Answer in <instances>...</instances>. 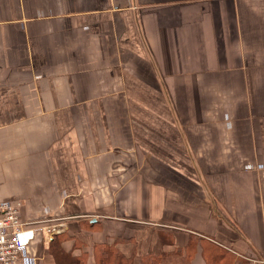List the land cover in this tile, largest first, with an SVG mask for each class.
I'll use <instances>...</instances> for the list:
<instances>
[{"label":"crops","instance_id":"1","mask_svg":"<svg viewBox=\"0 0 264 264\" xmlns=\"http://www.w3.org/2000/svg\"><path fill=\"white\" fill-rule=\"evenodd\" d=\"M13 199L65 222L38 264L264 253V0H0Z\"/></svg>","mask_w":264,"mask_h":264},{"label":"built area","instance_id":"2","mask_svg":"<svg viewBox=\"0 0 264 264\" xmlns=\"http://www.w3.org/2000/svg\"><path fill=\"white\" fill-rule=\"evenodd\" d=\"M23 206L19 199L0 201V264H38L36 243L47 245L65 226L60 218H24ZM246 260L264 264V253Z\"/></svg>","mask_w":264,"mask_h":264},{"label":"trees","instance_id":"3","mask_svg":"<svg viewBox=\"0 0 264 264\" xmlns=\"http://www.w3.org/2000/svg\"><path fill=\"white\" fill-rule=\"evenodd\" d=\"M54 239H55V237L52 238V240H54ZM99 245L100 246L102 245V249L104 248L107 252L110 250L109 245L105 244L104 242H101ZM142 263L143 264H160L158 257L156 259H153L151 257H144L143 260H142Z\"/></svg>","mask_w":264,"mask_h":264},{"label":"rangeland","instance_id":"4","mask_svg":"<svg viewBox=\"0 0 264 264\" xmlns=\"http://www.w3.org/2000/svg\"><path fill=\"white\" fill-rule=\"evenodd\" d=\"M24 209V208H23ZM23 209H22V211H23ZM25 218V217H24Z\"/></svg>","mask_w":264,"mask_h":264}]
</instances>
